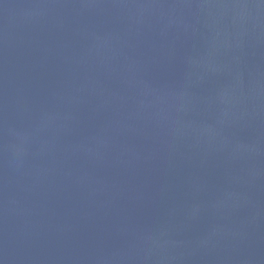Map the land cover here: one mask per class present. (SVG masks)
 I'll return each mask as SVG.
<instances>
[{"label":"water","instance_id":"obj_1","mask_svg":"<svg viewBox=\"0 0 264 264\" xmlns=\"http://www.w3.org/2000/svg\"><path fill=\"white\" fill-rule=\"evenodd\" d=\"M0 264H264V0H0Z\"/></svg>","mask_w":264,"mask_h":264}]
</instances>
